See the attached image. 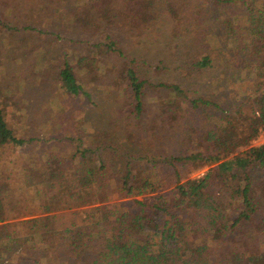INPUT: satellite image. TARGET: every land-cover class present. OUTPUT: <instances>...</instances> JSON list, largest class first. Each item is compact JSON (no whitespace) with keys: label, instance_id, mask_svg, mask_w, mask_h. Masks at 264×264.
I'll return each mask as SVG.
<instances>
[{"label":"trees","instance_id":"trees-1","mask_svg":"<svg viewBox=\"0 0 264 264\" xmlns=\"http://www.w3.org/2000/svg\"><path fill=\"white\" fill-rule=\"evenodd\" d=\"M241 1L246 19L229 18L224 31L232 36L234 56L250 67L252 77L231 110H225L220 99L192 94L179 82L156 84L163 94L144 104L148 81L119 46V36L107 34L108 42L97 46L120 61L118 80L107 85L122 87L108 119L110 128L93 146L78 139L67 163L59 156L47 160L39 175L42 196L29 200L27 217L8 220V201L2 194L6 188L0 187L1 243L23 234L31 243L59 247L85 264L264 261L263 252L249 254L240 238L264 244V143L252 144L264 132V0ZM237 2L29 0L27 11L44 14L51 9L86 30L94 26L106 31L107 23L138 42L169 18L170 36L184 35L193 43L205 34L196 30L205 5L223 9ZM4 27L12 30L7 22L0 24ZM98 61L97 54L80 56L76 65L64 60L59 68L63 91L71 97L86 95L77 81L79 71L99 80ZM189 63L199 73L211 68L213 59L196 55ZM210 109L220 113L212 115ZM22 142L0 104V146ZM173 145L176 152L168 150ZM203 168L201 176H188ZM117 195L130 197V206L110 203ZM4 246L0 244V253Z\"/></svg>","mask_w":264,"mask_h":264},{"label":"rangeland","instance_id":"rangeland-1","mask_svg":"<svg viewBox=\"0 0 264 264\" xmlns=\"http://www.w3.org/2000/svg\"><path fill=\"white\" fill-rule=\"evenodd\" d=\"M28 3L29 0H0L3 19L0 24L7 22L12 27V30L0 28V104L14 135L23 141L21 145L0 146V187L6 188L2 194L8 201L9 221L27 217L29 200L42 196L38 191L39 175L49 158L54 160L59 156L67 163L78 139L93 146V142L104 139L102 131L110 128L108 119L121 97L122 87L110 89L107 85L118 80L115 70L120 65L115 54L102 53L97 46L108 42L107 34L115 39L119 36V46L136 61L137 72L148 81L144 104H150L163 94V90L155 88L156 84L179 82L190 88L192 94L220 99L221 106L231 110L237 93L250 86L251 69L234 56V41L224 31V22L229 18L246 19L241 0L223 9L205 5L201 24L196 29L205 34L193 43V39L186 40L184 35L170 36L169 18L165 25L162 23L147 31L138 42L126 39L107 23L106 31L94 26L86 30L62 15V18L54 15L51 9L44 14L29 12ZM78 5L79 2L74 3L73 10H77ZM96 54L100 79L94 80L91 74L80 69L77 81L86 95H67L59 79V68L64 60L76 65L80 56ZM205 54L213 59V66L197 73L189 62L192 57L200 58ZM223 64L225 76L221 74ZM191 70L194 73L189 76L187 73ZM209 112L220 113L215 109ZM261 143H264V132L252 141L254 145ZM177 149L176 145L168 148L171 152ZM205 170H195L188 176H201ZM112 201L110 203H115L117 208L131 204L130 197L119 195ZM240 238L249 254H264L263 243L255 246L243 236ZM0 244L6 246L0 253V264H85L77 263L73 254L59 247L31 243L23 234ZM83 259L87 260L88 256ZM257 264H264L263 259Z\"/></svg>","mask_w":264,"mask_h":264}]
</instances>
